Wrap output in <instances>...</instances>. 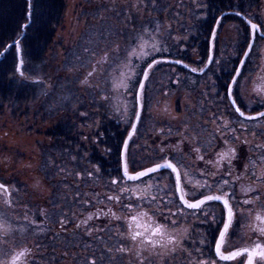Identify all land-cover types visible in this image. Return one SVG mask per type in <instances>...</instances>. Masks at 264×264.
Listing matches in <instances>:
<instances>
[{
	"label": "flooded vegetation",
	"instance_id": "flooded-vegetation-1",
	"mask_svg": "<svg viewBox=\"0 0 264 264\" xmlns=\"http://www.w3.org/2000/svg\"><path fill=\"white\" fill-rule=\"evenodd\" d=\"M209 1L212 16L202 13L203 18L212 19L211 34L214 37L213 46L210 40L208 42V55L203 56L204 47L200 44L194 59H188V54L183 52V59L163 56L152 60L146 67L148 74L152 66L165 62L180 65L196 76H182L180 82L185 88L174 97V106L170 100L173 94L168 96L170 92L167 95L166 90L162 96L153 97L147 113L150 115L147 132L150 134L148 153L151 161L138 173L169 162L176 171L161 167L144 175H127V178L153 179L156 184L152 183V189L146 193L152 203L151 209L162 212L165 218L159 223L149 211L137 212L135 221L129 218L125 222L128 237L120 238V254L125 241V251L137 259L153 260L154 256L165 259L179 254L184 264H247L248 252L232 260H222L216 254V241L228 219L224 200L232 208L233 216L221 251L224 254L244 249L264 251V0ZM224 28L242 30L243 54L254 36L236 80L234 77L241 60L235 67L233 47L216 45L217 34ZM185 48L182 47V51ZM159 100L162 105L158 104ZM158 106L164 108L159 115ZM176 128V138H172L171 133ZM157 134L160 140L154 144ZM229 149H234V154L229 153ZM223 153L229 154L221 159ZM157 183L162 184H159L162 188L156 189ZM0 185H4L0 188V196L4 195V203L10 204L11 187L2 180ZM209 195L222 199L204 201L199 208H189L184 202L195 203ZM257 216L262 219L258 220ZM138 223L142 225L139 228ZM67 224L72 227L73 223ZM87 224L85 222V227ZM147 225H163V236H151L145 231ZM236 228L243 231V238L231 237ZM136 232L144 235L133 240ZM145 236L157 243H148ZM170 237L173 238L171 242ZM41 256V247L32 239L0 237V264H42ZM64 257L66 260L71 258L70 261L74 259V256L57 253V249L52 258ZM252 264H264V257L253 255Z\"/></svg>",
	"mask_w": 264,
	"mask_h": 264
},
{
	"label": "trees",
	"instance_id": "trees-1",
	"mask_svg": "<svg viewBox=\"0 0 264 264\" xmlns=\"http://www.w3.org/2000/svg\"><path fill=\"white\" fill-rule=\"evenodd\" d=\"M205 4L207 8L202 9L201 5L200 10L210 17L213 13L211 3L205 0ZM117 5L118 3H113L114 9ZM169 5L165 0L130 2L133 14L137 12L147 20L153 13L163 22L162 14ZM65 9L66 0H0V115L5 112L7 106L16 107L31 97L35 98L34 91L43 82L42 77L35 74L37 75V71L45 64ZM106 12L113 13V10L107 7ZM124 13L127 14L126 10ZM115 21L118 22V19ZM200 22V32L204 31L210 39L212 19L203 18ZM171 40L172 51L166 56L185 58L181 54H188V42L183 39L177 42L174 34L171 35ZM200 40L203 41V56H206L207 39L201 37ZM182 47L186 48L182 51ZM237 64L235 59V67ZM159 69L168 72L166 80L170 94L179 90L177 96L185 88L184 83L180 82L182 76H196L180 65L165 62L154 65L148 74L145 68L143 76L146 71L147 79L141 100L151 76ZM19 71L27 73L31 79L20 77ZM75 83L74 81L71 88L63 90L70 91L69 95L74 99L77 92ZM139 86L136 93L135 118L138 113ZM164 92L165 90L161 91V96ZM142 104L137 128L125 153L127 175L131 176L146 169L151 161L148 153L150 134L144 123L147 120V108H144V101ZM82 111H77V117L71 116L75 111H69L71 115L65 116V121L61 118V123L45 132L54 140L40 147L34 167L13 169L10 179H4L0 174V180L9 186L10 183L16 184L11 188L10 204L6 205L3 200V207L10 215H15L16 222L23 225L24 228L20 231L22 234L19 232L18 237L32 239L35 245L41 247L42 264H184L179 254L167 256L165 259L161 258L162 256H154L153 260L137 259V256L127 254L125 241L120 254V238L128 237L129 233L125 223L128 218L136 217L137 210L149 211L162 223L165 214L151 209L152 203L145 191L139 193L125 185L133 180L127 178L123 166L124 143L132 126L117 122L109 117L106 111L97 116ZM79 123L88 127L86 132ZM175 130L171 133L172 138H176L178 128ZM82 135L86 136L85 139ZM159 140L160 136L157 134L153 143ZM157 184L156 189L162 188ZM31 221L33 225L30 224ZM85 222H88L86 227ZM67 223H73L72 227ZM243 235L239 228L231 233V237L235 239L243 238ZM56 249L57 253L74 256V259L70 261L71 258L66 260L64 257L54 260L52 257Z\"/></svg>",
	"mask_w": 264,
	"mask_h": 264
},
{
	"label": "rangeland",
	"instance_id": "rangeland-1",
	"mask_svg": "<svg viewBox=\"0 0 264 264\" xmlns=\"http://www.w3.org/2000/svg\"><path fill=\"white\" fill-rule=\"evenodd\" d=\"M130 2L131 0H66L65 13L61 24L56 28L52 48L44 66L35 74L42 77L45 84L42 82L34 91L35 98L31 97L16 107L7 106L0 115V174L4 179H10L13 169L21 170L36 165L35 159L40 147L54 140L45 132L61 123V118L65 121V116L71 115L69 111H75L71 115L75 117L79 115L78 110L86 111L91 116L106 111L117 122L132 126L137 110L136 93L143 72L152 60L172 51V34L177 42H181V39L188 42V59L197 57L203 42L201 37L207 39V45L211 41L204 31L200 32V21L204 17L201 5L202 9L207 8L203 0H165L170 5L162 14L164 22L153 13L147 20L137 12L133 14ZM113 3H118L117 8L114 9ZM107 7L113 13H105ZM117 19L118 22L115 21ZM242 42L243 33L240 29L224 28L217 34L216 45L233 47L238 63L243 56ZM141 43L145 45L142 51ZM133 49L136 50L135 55L129 56ZM206 59L205 57V61ZM223 61L226 62L225 58ZM161 69L154 71L156 73L151 76L142 97L147 113L152 106L153 97H159L163 90H166L167 95L168 92L171 93L166 80L168 72L160 71ZM19 75L31 79L27 73L21 74L19 71ZM74 81L77 89L75 99L69 95L70 91H63L71 88ZM114 84L122 86L114 87ZM178 91L170 97L173 106ZM158 104L162 105V100ZM157 110L158 115L164 112L163 107L158 106ZM147 113L145 126L150 122V115ZM79 126L87 131L88 127L84 124L79 123ZM191 182L198 185L196 180L191 179ZM14 183H10L11 188L16 185ZM152 183L156 184L153 179L146 178L133 179L125 185L141 193L152 189ZM4 198V195L0 196V237H18L24 227L16 222L15 215H10L3 207ZM136 212L141 214L142 210Z\"/></svg>",
	"mask_w": 264,
	"mask_h": 264
},
{
	"label": "snow or ice",
	"instance_id": "snow-or-ice-1",
	"mask_svg": "<svg viewBox=\"0 0 264 264\" xmlns=\"http://www.w3.org/2000/svg\"><path fill=\"white\" fill-rule=\"evenodd\" d=\"M29 15H31V13H29ZM26 27V26H25ZM256 26L253 25V28H255ZM145 45L143 43H141L140 45V49L141 51L143 50V47ZM153 47H155V45H153ZM17 50H19V44L17 43ZM136 50L133 49L130 53L129 56L131 55H135ZM144 55H147V53H143ZM107 54H105V58H106ZM179 62V61H178ZM130 63V61H129ZM149 67H151V65H149ZM193 71H196V69H193ZM23 74V73H21ZM89 75H91V73H89ZM121 75H123V73H121ZM118 86H122V85H118V84H114V87H118ZM237 111H239V109L237 108ZM241 115H243V113H241ZM264 115V114H262ZM235 150L234 149H229V153H233L234 154ZM229 153H223L221 154V159L225 158L226 156H228ZM231 162V160L229 159V163ZM161 167H168V168H172L173 171H176L175 167L169 162L166 163L165 165H160L157 164L155 166V168L152 169H148V171H155L156 169H159ZM125 174L127 175V171L125 170ZM145 173H138L137 175H144ZM136 177H130V179H135ZM115 182V181H114ZM4 185H0V188H3ZM245 191H247V189H245ZM183 199V197H181ZM222 197L221 196H216V195H209V196H204L203 200H198L195 203H189L187 200H185V204H187V206L189 208H199L201 206V204L204 203V201H210V200H221ZM224 206L225 208H227V214H228V219L227 221H225L223 223V230L220 231L219 234V239L216 241V254L220 257V259L222 260H232L235 259L237 256H242L245 252H248V261L247 264H252V259H253V255H260L261 257H264V251H260V252H255V251H249L248 249H244V250H238V251H234L228 254H224L221 251V245L224 241V237L225 234L230 226L231 223V219L233 216V211L232 208L229 207L228 205V201L224 200ZM132 220H136L137 218L134 216L131 218ZM258 220H261L262 218L260 216H257ZM138 228L141 227L142 225H140L139 223L136 225ZM145 231L146 232H150L151 236H163L164 234V226L163 225H157V226H152V225H147L145 226ZM264 231V230H262ZM144 235V233L141 232H136L133 234L132 239L135 240L137 236H141ZM145 239L148 243L155 245V243H157L156 241L152 240L149 236H145ZM173 238H169V242L172 241ZM257 248H260L259 245L256 246ZM172 251H175V249H172ZM14 264V262H13ZM201 264H203V262H201Z\"/></svg>",
	"mask_w": 264,
	"mask_h": 264
},
{
	"label": "water",
	"instance_id": "water-1",
	"mask_svg": "<svg viewBox=\"0 0 264 264\" xmlns=\"http://www.w3.org/2000/svg\"><path fill=\"white\" fill-rule=\"evenodd\" d=\"M214 37V34H212L211 36V45H212V39ZM253 40H254V36L252 37V40L248 46V48L246 49L245 53L243 54V57L238 65V68H237V71H236V74H235V77H234V80H236V78L238 77L240 71H241V68L246 60V58L248 57L249 55V52H250V49L252 47V43H253ZM147 79V75H146V72L142 78V81L140 83V86H139V90H138V113H137V116L135 118V121L126 137V140H125V143H124V148H123V166H124V171L126 170V166H125V153H126V149H127V146H128V143L133 135V133L135 132L136 128H137V125H138V122H139V119H140V115H141V111H142V100H141V94H142V91H143V88H144V84H145V81ZM148 170H145L143 171L142 173H147ZM253 261V259H252Z\"/></svg>",
	"mask_w": 264,
	"mask_h": 264
}]
</instances>
